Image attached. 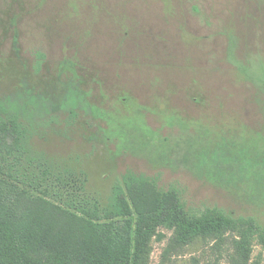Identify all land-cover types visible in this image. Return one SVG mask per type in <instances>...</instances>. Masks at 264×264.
<instances>
[{"label": "rangeland", "instance_id": "1", "mask_svg": "<svg viewBox=\"0 0 264 264\" xmlns=\"http://www.w3.org/2000/svg\"><path fill=\"white\" fill-rule=\"evenodd\" d=\"M15 106L54 200L105 209L134 171L235 219L188 244L160 226L148 264H237L245 236L264 264V0H0V116Z\"/></svg>", "mask_w": 264, "mask_h": 264}, {"label": "trees", "instance_id": "2", "mask_svg": "<svg viewBox=\"0 0 264 264\" xmlns=\"http://www.w3.org/2000/svg\"><path fill=\"white\" fill-rule=\"evenodd\" d=\"M30 113L15 106L0 116V264H148L160 226L173 227L183 244L235 227L219 209L190 216L176 189L161 190L155 178L134 171L113 186L105 209L80 194L54 200L43 186L55 171L32 149L23 122ZM211 161L222 170L230 157L218 153ZM260 237L264 242V230ZM248 245L247 236L237 242V264H246Z\"/></svg>", "mask_w": 264, "mask_h": 264}]
</instances>
